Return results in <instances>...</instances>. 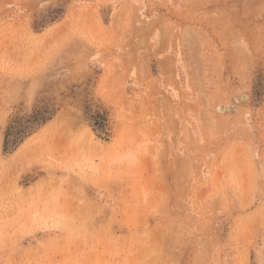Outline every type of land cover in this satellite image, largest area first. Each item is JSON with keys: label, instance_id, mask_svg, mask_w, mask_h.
<instances>
[{"label": "rangeland", "instance_id": "obj_1", "mask_svg": "<svg viewBox=\"0 0 264 264\" xmlns=\"http://www.w3.org/2000/svg\"><path fill=\"white\" fill-rule=\"evenodd\" d=\"M0 264H264V0H0Z\"/></svg>", "mask_w": 264, "mask_h": 264}, {"label": "trees", "instance_id": "obj_2", "mask_svg": "<svg viewBox=\"0 0 264 264\" xmlns=\"http://www.w3.org/2000/svg\"><path fill=\"white\" fill-rule=\"evenodd\" d=\"M55 112L56 110L54 109L53 105L47 102L44 103L38 109H34L29 117L18 123L15 127L8 126L5 135V147L7 148L9 144L8 139H6L8 137V133H12V136H14V139L10 142V150H12L17 145H19L23 141V139L26 138V136L30 134V131L34 127H39L40 125H43L55 114ZM93 119L96 128L103 130L105 127V119L103 114L95 112L93 114Z\"/></svg>", "mask_w": 264, "mask_h": 264}]
</instances>
